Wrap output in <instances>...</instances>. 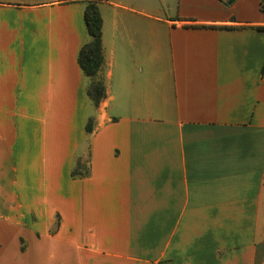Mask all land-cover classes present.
Returning a JSON list of instances; mask_svg holds the SVG:
<instances>
[{"label": "crops", "instance_id": "crops-1", "mask_svg": "<svg viewBox=\"0 0 264 264\" xmlns=\"http://www.w3.org/2000/svg\"><path fill=\"white\" fill-rule=\"evenodd\" d=\"M126 2L97 0L93 106L81 1L0 0V264L11 239L18 264H264L259 0Z\"/></svg>", "mask_w": 264, "mask_h": 264}, {"label": "trees", "instance_id": "trees-1", "mask_svg": "<svg viewBox=\"0 0 264 264\" xmlns=\"http://www.w3.org/2000/svg\"><path fill=\"white\" fill-rule=\"evenodd\" d=\"M82 3L81 18L86 38L80 44L75 59L80 72L87 78L84 92L93 106L105 96L104 77L102 74L104 56L101 44V16L97 0H80ZM259 9L264 11V0H259ZM252 26V25H249ZM255 27H264L256 25ZM93 126V116L87 115L83 129L89 132ZM88 174L86 160L75 156L69 169L71 177H81Z\"/></svg>", "mask_w": 264, "mask_h": 264}, {"label": "rangeland", "instance_id": "rangeland-1", "mask_svg": "<svg viewBox=\"0 0 264 264\" xmlns=\"http://www.w3.org/2000/svg\"><path fill=\"white\" fill-rule=\"evenodd\" d=\"M12 1H17V0H12ZM26 1H34V0H26ZM141 1L142 0H127L126 3H129V4L133 5V7H139V4H141ZM72 6H73L72 4L68 3V5L67 4L56 5L55 8H57V9H67V8H73ZM46 16H47L46 12L43 10L42 11V17L44 18V23H45V20H46ZM28 99L30 100V98H28ZM46 102H47L46 98L43 99L41 114H42V117L44 119V137L43 138L46 139V140H49L50 130L48 129V126H49V119H50V116H51V108H52L53 104L52 105H51V103L47 104ZM19 104L21 106V102H19ZM27 104H29V102ZM19 118L20 117H16L17 121L21 120ZM12 121H14L13 117H12ZM15 133H17V132H15ZM17 147H16V150H17ZM44 147H45V151L47 152L48 146L44 145ZM15 188L18 189V187H15ZM12 193H14V192H12ZM12 193L10 194V198H14V196H13L14 194H12ZM262 198H264V196ZM15 199L16 198H14V200ZM46 205L48 206V208H46V209L43 208V210H42L43 211V216H42L43 218L44 217H49L50 216V212H51V210L49 208L50 207V203L47 202ZM262 211L263 212L260 213V225H262V217H263V213H264V201L263 200H262ZM52 217L54 218V221H56V217L53 216V215H52ZM43 218H42V220H43ZM8 233L11 234V231H8ZM8 243H9V245L11 247V251H10V253L8 255V260H9L8 264H18L16 259H15V257H14V255H13V252H12L13 239H11L10 242H8Z\"/></svg>", "mask_w": 264, "mask_h": 264}, {"label": "water", "instance_id": "water-1", "mask_svg": "<svg viewBox=\"0 0 264 264\" xmlns=\"http://www.w3.org/2000/svg\"><path fill=\"white\" fill-rule=\"evenodd\" d=\"M227 2H231L232 0H226Z\"/></svg>", "mask_w": 264, "mask_h": 264}]
</instances>
